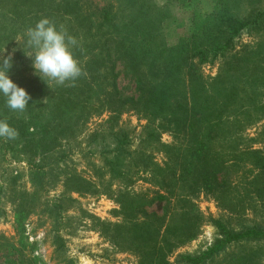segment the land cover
I'll return each instance as SVG.
<instances>
[{
	"label": "rangeland",
	"instance_id": "374dc122",
	"mask_svg": "<svg viewBox=\"0 0 264 264\" xmlns=\"http://www.w3.org/2000/svg\"><path fill=\"white\" fill-rule=\"evenodd\" d=\"M12 1L0 0L4 4L0 59L12 57L9 78L16 85L35 86L38 91L23 114L10 111L0 94V119L18 131L29 124L30 133L46 126L50 134L43 147L55 151L33 152L37 144L23 150L16 145L24 143L20 131L15 140L0 138V264H141L144 257L139 251L144 249L137 250L136 239L131 242L136 232L133 223L124 221L122 193L149 192L152 197L157 167L182 164L175 157L183 155L192 139L204 143L203 151L210 153L213 164L231 167L228 177L222 176L228 184H216L210 191L200 184L190 196L179 192L183 197L177 203L179 213L199 217L192 236L169 237L165 264H195L187 262L188 257H204L199 264H264V240L242 239L208 256L225 239L223 231L243 234L255 226L264 228V178L257 179L261 171L254 165L260 158L264 163V26L260 31L245 29L232 52L214 57L212 51L210 62L200 67L211 108L202 110L201 116L210 117L196 124L194 132H184L178 122L164 124L150 113L118 114L90 107L89 114L73 112L72 130L57 134L62 126L53 129L63 116L52 121L47 107L52 105V92L63 86L47 85L34 74L22 23L10 41L1 39L15 25L16 18L5 12ZM54 1L62 5L61 0ZM83 2L92 10L96 4L112 10L111 24L102 23L96 32L102 39L117 30L124 34L139 22L154 23L157 48L176 47L182 38L202 49L219 47L229 37L228 20L248 22L264 13V0ZM31 15L25 19L33 25L44 17L36 10ZM55 22L78 37L82 48L96 41L85 38L83 29L75 28L67 15ZM117 84L124 96H137L135 84L124 75ZM122 135L127 138L123 150L118 138ZM251 151L258 152L257 158ZM150 211L164 214L161 205Z\"/></svg>",
	"mask_w": 264,
	"mask_h": 264
},
{
	"label": "trees",
	"instance_id": "16d2710c",
	"mask_svg": "<svg viewBox=\"0 0 264 264\" xmlns=\"http://www.w3.org/2000/svg\"><path fill=\"white\" fill-rule=\"evenodd\" d=\"M62 5H56L54 0H14V5L8 9L14 20L13 29L7 30L8 35H3V41H10L16 32V27L22 23V29L33 26L31 21L26 22L28 16L36 10L41 11L44 17L53 21L70 17L74 22V27L83 29L84 37L96 40L92 47H84L83 51L74 49V55L78 58L82 66L86 69L87 77L77 81L76 87H60L52 92V105L47 107L52 114V121L57 117L62 118L53 132L60 126L64 131H71L70 126L74 120L73 112L79 110L80 115L89 114V108H95L101 112L111 111L122 114L124 112L139 111L150 113L152 116H160L164 124L177 122L182 124V130L194 132L195 125L201 121H208L210 115L201 116L202 110H208L210 101L204 95L208 87L202 80L200 67L210 62L211 52L214 57L221 52V57H226L227 53L233 51L234 42L241 37L245 29L260 31L264 26V13H258L253 21L240 22L236 19L228 20L229 37L219 43V47L199 48L195 43L191 45L190 40L182 38L176 47H154L157 30L154 23H138L134 29H130L124 34L118 30L113 36L104 39L96 35L102 23L111 24L114 17H110V7L100 8L96 4L94 10L85 7L83 0H61ZM0 3V7H3ZM94 18H93V17ZM115 16V14H114ZM39 20V19H38ZM20 27V28H21ZM95 31V35H90ZM155 32V33H154ZM102 39V40H100ZM223 41V40H222ZM102 42V44L100 43ZM99 44L102 46L100 47ZM222 45V46H221ZM213 57V58H214ZM124 75L136 86L137 96H124L117 84L118 78ZM26 92L35 97L38 89L35 86L25 85ZM206 92V93H205ZM178 114H181L177 117ZM113 117V116H111ZM80 119L79 117L76 118ZM111 120H114L113 118ZM19 125V121H17ZM179 126V125H178ZM30 125L20 127V137L24 141L21 145L27 151L34 144L36 152L45 150L54 152L55 147H43L42 141L50 133L46 126H41L37 133L29 132ZM32 138H37L32 140ZM120 149L127 138L120 136ZM208 139V136L204 137ZM56 140L57 144V139ZM12 145L11 147H14ZM204 149V143L196 139L191 140L187 145L183 155H178L175 159L182 164L166 165L157 167L159 176L155 177L157 190L153 196L149 192L129 193L125 191L120 200L124 221L133 223L136 234L131 237L132 244L135 239L138 241L137 250L144 258L141 264H165V251L169 245L170 236L190 235L195 228V222L199 215H181L177 208V203L183 200L179 192L183 190L187 196L195 192L200 184L204 190L210 191L216 184L227 185L223 177L227 178L231 167L226 164H213L210 153ZM257 158L258 152L251 151ZM255 170H260L261 175L257 179L264 178V163L257 159ZM251 171V170H250ZM223 176V177H222ZM222 177V178H221ZM186 186V187H185ZM261 188L257 190V193ZM124 199V200H123ZM185 201V200H184ZM163 206L164 214L158 215L155 211H150L153 206ZM178 222L172 224L173 221ZM181 220V222H180ZM180 222V223H179ZM131 225V224H130ZM119 229L120 225H115ZM165 229V232H164ZM225 239L218 247L210 250L208 256L219 252L234 242L246 240H264V228L255 226L243 234H232L223 231ZM142 246V247H141ZM166 246V248H165ZM204 258V257H203ZM203 258H187V262L199 264Z\"/></svg>",
	"mask_w": 264,
	"mask_h": 264
},
{
	"label": "clouds",
	"instance_id": "9594fccd",
	"mask_svg": "<svg viewBox=\"0 0 264 264\" xmlns=\"http://www.w3.org/2000/svg\"><path fill=\"white\" fill-rule=\"evenodd\" d=\"M23 40L24 48L28 50L26 56L32 60L35 69L34 74L47 85L54 83L57 86L76 87L78 80L87 77L86 69L73 52V49L83 51L80 40L63 25L58 26L52 19L41 17L33 26L25 29ZM11 68V56L0 59V94L10 111L23 114L31 96L9 78ZM18 137V129L6 119H0V138L15 140Z\"/></svg>",
	"mask_w": 264,
	"mask_h": 264
}]
</instances>
